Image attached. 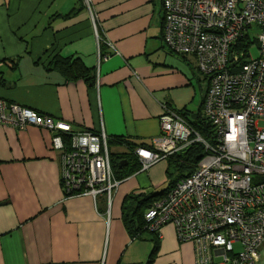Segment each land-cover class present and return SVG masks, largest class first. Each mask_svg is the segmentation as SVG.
<instances>
[{
	"label": "crops",
	"instance_id": "obj_1",
	"mask_svg": "<svg viewBox=\"0 0 264 264\" xmlns=\"http://www.w3.org/2000/svg\"><path fill=\"white\" fill-rule=\"evenodd\" d=\"M161 4L93 0L94 28L81 0H0V98L76 131L103 128L108 138L149 146L162 106L197 111L208 87L196 58L163 42ZM98 44L108 55L99 61ZM55 55L79 58L93 81L66 80L48 62ZM49 141L45 129L0 124V264H146L154 246L153 264H195L193 242L180 241L172 224L133 239L123 223L124 197L156 188L166 160L119 180L110 199L66 196ZM210 264H226L221 250Z\"/></svg>",
	"mask_w": 264,
	"mask_h": 264
},
{
	"label": "built area",
	"instance_id": "obj_2",
	"mask_svg": "<svg viewBox=\"0 0 264 264\" xmlns=\"http://www.w3.org/2000/svg\"><path fill=\"white\" fill-rule=\"evenodd\" d=\"M94 28L93 0H81ZM162 39L173 53L193 55L208 78L202 115L213 128L208 142L177 110L163 105L159 133L133 154L141 171L189 147L204 156L187 176L144 213L146 228L160 235L172 224L180 241H192L195 264H210L216 249L226 264H257L264 243V0H162ZM256 44L258 53L251 55ZM98 44L97 58H107ZM0 124L36 126L50 133L60 153L66 196L110 199L114 177L108 136L73 130L61 119L0 98ZM240 249L236 250L234 245Z\"/></svg>",
	"mask_w": 264,
	"mask_h": 264
},
{
	"label": "trees",
	"instance_id": "obj_3",
	"mask_svg": "<svg viewBox=\"0 0 264 264\" xmlns=\"http://www.w3.org/2000/svg\"><path fill=\"white\" fill-rule=\"evenodd\" d=\"M66 15H70V13H67ZM48 60L49 64H52L53 68L58 69L68 81L75 80L80 77H87V79H91V81L94 79V76L86 74L89 69L86 70L87 68L84 67L79 58H62L55 55L50 57ZM177 112L185 118L195 131L205 140L208 142L213 141V128L202 115V103L197 111L181 109L177 110ZM107 143L108 146L118 144V146L124 145L127 148L125 151L120 153H110L112 171L117 180H123L131 174L139 171L140 163L133 154V149L138 146V144L121 136L112 138L109 137ZM204 153V146L199 142H193L186 149L170 156L171 158H177L178 167L183 171L180 176L171 178L164 189L150 192L136 191L124 197L122 202V219L126 230L130 233L131 238H142V235L145 233H151V235L156 234V232L149 231L146 228V222L144 219L145 211L152 206L154 202L160 200L166 195L171 184L189 175L195 169L199 160L204 156ZM153 238L155 239V237ZM157 249V246H154L146 264H153L154 255Z\"/></svg>",
	"mask_w": 264,
	"mask_h": 264
},
{
	"label": "rangeland",
	"instance_id": "obj_4",
	"mask_svg": "<svg viewBox=\"0 0 264 264\" xmlns=\"http://www.w3.org/2000/svg\"><path fill=\"white\" fill-rule=\"evenodd\" d=\"M250 50H251V55L253 57L257 55L258 50H257L255 43L252 45ZM206 82H207V80H206ZM259 126H264V122L261 121L259 123ZM114 150H117V149H114ZM164 160H166V162H167L166 167H165V171L163 173L164 180L156 188H151V187L145 188L146 192L158 191V190L164 189L167 186V183L169 182V180L171 178H175L177 176H180L181 172L183 171V170L179 169L176 157H174V158L169 157V158H165Z\"/></svg>",
	"mask_w": 264,
	"mask_h": 264
}]
</instances>
